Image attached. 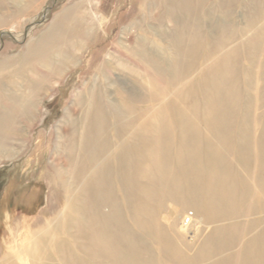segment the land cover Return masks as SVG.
<instances>
[{
	"label": "rangeland",
	"instance_id": "1",
	"mask_svg": "<svg viewBox=\"0 0 264 264\" xmlns=\"http://www.w3.org/2000/svg\"><path fill=\"white\" fill-rule=\"evenodd\" d=\"M229 1L231 3H228V0H0V63H12L4 80H18L16 77L11 78L18 64L25 67V72L29 73L26 76L37 78L36 109L32 120L24 129V137L14 142L11 148L6 147V151L0 148V172L10 168L15 172L14 179H18L14 186L8 187L0 199V264H16L12 259V250L28 244L31 236L36 233L38 240L41 239L42 233L49 229L52 219L65 205V192L61 188V182L64 180L69 184H77L72 191L76 204L72 213L81 216L72 230L73 237H79V240L72 245L68 243L65 250L80 256L81 247L95 246L104 236V222L101 217H88L90 212L95 211L93 197L103 194L102 183L107 179L104 176L88 178L82 175L73 179L58 171L70 168V160L63 149L67 146L63 137L70 131L66 116L68 113L78 112L76 100L98 77L103 78L108 85L131 89L133 80L124 72L133 73L132 75L145 80L149 94L160 95L167 92L173 98H178L177 93L180 90L177 92L176 88L168 85L165 70L164 74L163 71L159 73L150 69V74L146 75L130 64L123 63L122 67L116 65L123 60L122 53L126 49L136 48L141 39H147V43L143 42L149 46L151 53L162 56L163 60L168 62L169 68L173 65L170 61L175 57L178 46L185 51L197 48L199 59L194 68L198 73L196 80L199 97L195 95L199 98L200 108V111L195 112L198 127L202 119L204 100L213 94L214 82H223L224 89L228 91L229 87L225 82L232 78H241L245 82L246 92L249 89L246 86L248 84L250 93H254L257 98L264 97V0ZM190 2H193L192 6L195 7L186 8L184 4ZM190 12H193L192 15ZM78 32H84L85 35H78ZM119 48L123 51L120 52ZM224 52L231 56L225 58ZM49 54L56 72L52 78L40 71L47 63L44 59ZM120 54L121 56L117 57ZM233 54L235 58H232ZM114 58L118 59L114 62ZM108 62H113L111 64H115L116 68L111 77L106 71L108 69L105 70ZM34 66H37V74L31 70ZM187 78V81L191 82V78ZM184 82L186 86L183 88L182 100L193 95L190 83ZM238 89L244 91L243 87L236 88ZM137 92L139 97L141 93L144 94L140 90ZM19 95L22 96V93ZM19 95L13 93L11 100L8 97L10 95L6 93L5 101L13 103V99ZM186 107L185 111H181L182 114L190 112L191 107ZM143 108L137 107L136 112L143 113ZM166 110L170 112L162 111L164 115L159 118L161 132L178 139V133L164 127L172 122L174 116H180V112L171 107ZM159 112L161 111L158 110L157 113ZM258 112L253 108L250 127L255 124ZM121 115L125 116L122 113ZM156 119H153L154 124ZM149 132L153 136L155 146L159 135L157 132ZM237 134L240 139L244 137L241 128H238ZM231 163L236 174L244 176L240 163ZM154 176L159 179L158 175H148L151 179ZM171 177L178 183V188L173 185L170 190H161L160 196L164 197L163 199L157 202L146 199L144 201L137 193L132 201L135 206L154 207L156 214L161 209L159 206L168 207L171 204L177 218L169 226L162 221L160 214L157 220H145L141 215L134 213V219L138 218L140 224L145 223L147 231L141 232L134 225L126 226L127 232L120 238L123 245L126 246L130 241L139 244L131 250L123 247L118 259L122 264H152V258L139 257V254L146 251L154 254L153 259L155 264H158L157 258L162 259L166 253L162 249L165 244L173 247L174 251L186 253L189 258L194 259L200 256L208 245L214 226H204L199 231L196 230L195 234V228L190 234L182 230L183 224L185 225L183 221L188 217H196V220L202 218L205 223L209 222L205 218L207 205H200L194 196L184 195L182 176L174 173ZM150 180L147 182L138 177L133 185L137 191L144 190L145 187L148 189L152 183ZM20 184L23 186L26 201L35 203L30 205L26 202L25 206L17 208L15 205L7 207V196L15 187L19 188ZM104 210L109 212L110 207L106 206ZM122 211L124 218L133 220L130 214ZM6 213L10 215L11 220L10 226L5 227L3 218ZM235 222H230V225ZM262 230L263 228L257 231L258 234ZM255 234L247 236L234 250L225 254V257H232L230 264H237L234 257ZM211 241L214 243V240ZM48 264L53 263L48 261Z\"/></svg>",
	"mask_w": 264,
	"mask_h": 264
},
{
	"label": "bare ground",
	"instance_id": "2",
	"mask_svg": "<svg viewBox=\"0 0 264 264\" xmlns=\"http://www.w3.org/2000/svg\"><path fill=\"white\" fill-rule=\"evenodd\" d=\"M192 3L184 5L190 8ZM228 3L231 2L228 0ZM192 13L190 12V15ZM84 32H78V35H85ZM141 40L136 48L126 49L122 53L123 60L122 57L119 58L121 61L116 65L122 67L123 63L130 64L146 75L150 74V69H155L159 73L163 71L164 74L166 71L168 85L176 88L177 92L180 90L177 93L178 98H173L167 92L160 95L149 94L146 91L148 85L145 80L132 75L133 73L124 72L133 80L131 89L108 85L103 78L98 77L76 100L78 112L68 113L66 116V124L70 131L63 137L67 142V146L63 149L70 160V168L58 171L73 179L77 175L88 178L104 176L107 179L102 183L103 194L93 197L95 211L90 212L88 217H101L104 222V236L95 246L81 247L80 256L65 250L68 243L72 245L79 240V237H73L72 230L81 216L72 213L76 206L72 191L77 184H69L64 180L61 182V188L65 192L63 197L65 205L54 216L49 229H45L47 231L42 233L41 239L38 240L36 233L31 236L28 244L12 250V259L16 264H48V261L53 264H122L118 259L123 247L131 250L139 244L130 241L126 246L123 245V240L120 238L127 232L126 226L134 225L141 232L147 231L145 223L140 224L138 218L134 219V213L141 215L145 220H157L160 214L162 221L169 226L177 218V213L171 208V204L168 207L159 206L161 209L156 214L154 207L135 206L132 201L137 193L143 200L157 202L163 199L164 197L160 196L161 190L165 191L168 188L170 190L173 185L178 188V183L171 177L174 173L182 176L181 186L185 190L184 195L194 196L200 205L204 204L208 207L205 218L209 222L205 223L202 218L196 220V217H188L183 221L187 226L183 224L182 230L188 234L195 230L193 232L195 234L196 230L199 231L204 226L212 225L215 229L204 252L197 258H189L186 253L174 251L173 247L165 244L162 249L166 253L162 259L157 258V263L230 264L232 257H225V254L234 250L241 240L256 232L255 237L250 239L243 246L242 251L234 257V262L264 264V97L257 98L254 93H250L248 84L246 86L249 89L246 92L245 82L241 78H232L229 82H225L229 87L228 91L224 89L223 82H214L213 94L204 100L202 119L198 127L195 113L200 111L199 98L195 97V95L199 97L196 80L198 73L194 68V64H197L199 59L197 48L185 51L178 46L175 57L170 61L173 65L169 68L168 62L166 63L162 56L151 53L146 44L147 39ZM123 48L125 49V45ZM119 51L123 50L119 48ZM119 56L121 54L117 57ZM223 56L229 58L231 54L224 52ZM232 58H235L234 54ZM44 60L47 63L40 68V71L52 78L56 74H53L55 68L51 62V55H46ZM111 63L113 62H108L107 68L105 67L110 77L116 69L115 64ZM11 64L0 63V117L4 121H10L4 122L2 126L13 122L15 117L18 121L24 120L29 123L36 109L37 78L26 76L29 73L25 72V67L18 64V67L14 65L17 69L11 75V78L16 77L18 80L6 82L5 75ZM186 64L188 66H185ZM31 70L37 74V66L32 67ZM187 77L191 78V82L187 81ZM184 81L190 83L193 95L182 100L183 88L186 86ZM240 87L244 88L243 92L236 90ZM137 90L143 91L144 94L137 96ZM6 93L10 95L8 97L11 100L13 93L18 95L22 93V96H16L14 102L10 103L5 101ZM187 105L191 107L190 112L182 114L181 111H185ZM137 107H144V112L137 113ZM170 107L175 111L178 110L180 116H174L172 122L164 129L170 128L172 132L178 133V139L161 132L162 125L159 118L164 115L162 111L169 113L170 111L166 109ZM253 108L258 110L259 114L255 117V124L250 127ZM158 110L161 112L157 113ZM121 113L125 116L121 117ZM152 115H154L153 119L157 118L155 124ZM2 126L0 148L5 150L9 146L6 144V137L13 136L16 131ZM238 128L244 131L242 139L237 134ZM140 131L144 132L141 134ZM149 131L157 132L159 135L155 146ZM233 161L240 163L244 176L236 174L231 163ZM150 174L158 175L159 179L157 180L156 176L153 177L154 179L149 178ZM58 175L61 176V173L58 172ZM138 177L144 181L151 179V187L137 191L133 184ZM106 206L110 207L109 212L104 210ZM122 210L130 214L133 220L124 218ZM10 220V215L6 213L3 218L5 227L10 226ZM232 221L236 222L230 225ZM261 228L263 230L258 234L257 231ZM139 255L140 258H152V264L156 263L153 259L154 254L150 251Z\"/></svg>",
	"mask_w": 264,
	"mask_h": 264
},
{
	"label": "flooded vegetation",
	"instance_id": "3",
	"mask_svg": "<svg viewBox=\"0 0 264 264\" xmlns=\"http://www.w3.org/2000/svg\"><path fill=\"white\" fill-rule=\"evenodd\" d=\"M14 177H15V172H13L12 169H10V168H7V169L2 170L0 172V199L3 198L2 195L4 192L5 193L7 192L8 187L12 186L15 183V181L18 182V179H14ZM17 182H16V184H17ZM2 186L6 187V188L3 189ZM17 188L18 187H15L11 191V193L9 192L10 194L7 196V198L9 199V203L7 204V207H9V205H12V206L15 205V207L17 208L18 206L21 207L22 205L23 206L26 205L27 201H26L25 193L23 192V186L21 185L18 189ZM27 203L30 205H33V203H35V201L30 200Z\"/></svg>",
	"mask_w": 264,
	"mask_h": 264
},
{
	"label": "crops",
	"instance_id": "4",
	"mask_svg": "<svg viewBox=\"0 0 264 264\" xmlns=\"http://www.w3.org/2000/svg\"><path fill=\"white\" fill-rule=\"evenodd\" d=\"M3 102V101H2ZM13 122H11L10 124H5V125H3L2 126V124L4 123V122H10V121H4L3 120V118L2 117H0V129H1V126L2 127H7V128H10V130H15L16 132H14V135L12 136H7L6 138H7V143L6 144H8L9 146V148L11 147V146H13L14 145V142H16L17 141V139H18V141H19V139L20 138H23L24 137V129L26 128V125L28 124L27 122H25L24 120H22V121H18L17 119H16V117L15 118H13ZM22 136V137H20V136ZM1 136H2V133H1ZM17 136H19V137H17ZM9 139H11V140H9ZM14 140V141H13ZM17 141V142H18ZM13 142V143H12ZM11 143V144H10Z\"/></svg>",
	"mask_w": 264,
	"mask_h": 264
},
{
	"label": "built area",
	"instance_id": "5",
	"mask_svg": "<svg viewBox=\"0 0 264 264\" xmlns=\"http://www.w3.org/2000/svg\"><path fill=\"white\" fill-rule=\"evenodd\" d=\"M187 223H189V221H187Z\"/></svg>",
	"mask_w": 264,
	"mask_h": 264
}]
</instances>
